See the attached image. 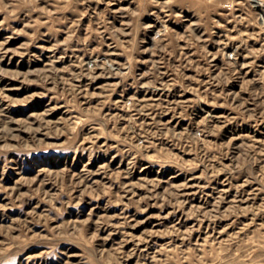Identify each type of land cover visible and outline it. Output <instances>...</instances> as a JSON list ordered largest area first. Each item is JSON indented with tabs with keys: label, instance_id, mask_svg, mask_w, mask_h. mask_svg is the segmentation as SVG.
Instances as JSON below:
<instances>
[{
	"label": "rangeland",
	"instance_id": "374dc122",
	"mask_svg": "<svg viewBox=\"0 0 264 264\" xmlns=\"http://www.w3.org/2000/svg\"><path fill=\"white\" fill-rule=\"evenodd\" d=\"M0 264H264V0H0Z\"/></svg>",
	"mask_w": 264,
	"mask_h": 264
}]
</instances>
